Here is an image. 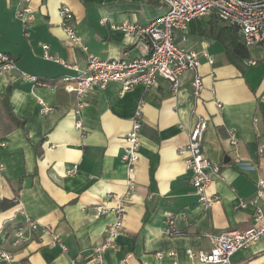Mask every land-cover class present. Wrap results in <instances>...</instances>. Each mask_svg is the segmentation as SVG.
<instances>
[{"label": "crops", "instance_id": "1", "mask_svg": "<svg viewBox=\"0 0 264 264\" xmlns=\"http://www.w3.org/2000/svg\"><path fill=\"white\" fill-rule=\"evenodd\" d=\"M26 6L32 11L29 36L17 16ZM63 6L71 9L78 45L68 41L63 29ZM166 12L160 0H0V51L46 82L36 85L17 72L0 77V251L12 256L0 264H86L115 219L113 214L98 216L97 209L115 207L126 189L122 154L139 106L137 186L127 205L124 233L116 249L106 253V263L203 264L187 250L209 252L210 235L252 228L255 207L242 208L241 203L252 200L264 180V70L253 69L264 63V43L248 48V60H259L255 66L247 59L237 65L227 54L230 28L216 14L194 20L185 41L177 32L181 46L200 54L204 89L198 100L193 72L183 74L175 93L165 80L154 88L137 85L128 91L113 83L79 100L62 81L77 73L43 58L44 44L53 57L81 70L90 54L105 60L140 58L147 53L145 44L131 42L120 26H147ZM9 88L6 104L2 96ZM201 118L207 122L203 154L220 164L223 176L208 189L219 198L208 211L198 203L192 172L179 153ZM254 118L260 120V134ZM231 138L239 143L237 153ZM170 214L175 217L173 236L166 233ZM30 222L51 227L66 250L42 233L17 244V230H29ZM158 253L165 255L158 258ZM232 263L264 264V238L240 250Z\"/></svg>", "mask_w": 264, "mask_h": 264}, {"label": "built area", "instance_id": "2", "mask_svg": "<svg viewBox=\"0 0 264 264\" xmlns=\"http://www.w3.org/2000/svg\"><path fill=\"white\" fill-rule=\"evenodd\" d=\"M25 1L30 2V0ZM160 2L167 7V12L147 26L138 23H124L120 26L131 42L145 44L147 53L140 58L105 60L90 54L87 68L81 70L75 64L53 57L47 44L42 46L43 58L77 73L76 75H65L62 81L67 91L76 94L79 100L94 90L105 89L113 83L121 84L123 90L128 91L137 85H142L147 89L154 88L159 85L160 80H165L175 93L181 87V77L186 72L194 74L192 90L194 98L198 100L204 89L203 78L198 73L201 64L200 54L181 46L177 39V32L182 34V40L185 41L189 34L190 24L194 20L214 13L220 22L238 30L240 39L246 48L264 43V0H160ZM31 13L29 6L23 7L17 13L23 23L26 36H29L27 28L31 21ZM61 16L68 41L78 45L81 39L73 23L71 9L63 6ZM209 61L214 63L210 57ZM247 64L255 66L257 62L248 60ZM14 72H17L19 77L25 81L46 86V82L19 68L10 54L0 51V77ZM40 104L45 107L43 101H40ZM259 123V118H254L255 130L258 134H260ZM142 126V107L139 106L132 128L125 136L127 147L122 154V160L127 166L126 189L122 195L117 197L115 207L97 209L98 216L113 214L115 219L107 228L104 241L94 248L86 264H107L106 253L116 249L117 239L124 233L127 205L137 186V163L140 157ZM77 127L81 128V123H78ZM206 129L207 122L201 118L190 131L189 141L179 153L185 156L187 170L192 172L191 181L198 196V203L205 211H208L219 200L217 196H210L208 189L214 181L222 179L223 176L220 164L213 162L203 154L202 143ZM229 144L237 153L239 149L237 140L231 138ZM3 145V142H0V146ZM263 151L264 148H261V152ZM257 188V194L252 200L241 203L242 208L248 204L255 207L252 228L228 230L219 235H210L212 249L209 252L188 249L187 253L203 264H233L232 259L235 254L264 238V204L262 203L264 201V180H259ZM174 219V214H170L166 233L171 236L176 234ZM35 233L49 234L53 245L59 244L63 250H66L51 227L39 226L35 222L29 223V230H17L16 243L30 239V235ZM173 254V252L169 253V255ZM164 255V253H158L157 257L163 258ZM0 260L10 262L12 256L0 251ZM70 264L77 263L73 260Z\"/></svg>", "mask_w": 264, "mask_h": 264}, {"label": "trees", "instance_id": "3", "mask_svg": "<svg viewBox=\"0 0 264 264\" xmlns=\"http://www.w3.org/2000/svg\"><path fill=\"white\" fill-rule=\"evenodd\" d=\"M229 28H230V35H229L230 43L228 46L227 54L229 56V61L231 63L238 65L239 63L238 61L243 59L248 60L251 57V54L248 48H246V46L242 43L240 37L238 36L237 34L238 30L233 27H229ZM10 91L11 88H9L7 92L2 96V99L6 102V104L9 102L8 98L10 95ZM9 115L12 117L14 121H16V118L13 116L12 113H10Z\"/></svg>", "mask_w": 264, "mask_h": 264}, {"label": "rangeland", "instance_id": "4", "mask_svg": "<svg viewBox=\"0 0 264 264\" xmlns=\"http://www.w3.org/2000/svg\"><path fill=\"white\" fill-rule=\"evenodd\" d=\"M257 60V59H256ZM259 62V60H257ZM257 73H261L264 70V63H260L257 67L253 68Z\"/></svg>", "mask_w": 264, "mask_h": 264}, {"label": "water", "instance_id": "5", "mask_svg": "<svg viewBox=\"0 0 264 264\" xmlns=\"http://www.w3.org/2000/svg\"><path fill=\"white\" fill-rule=\"evenodd\" d=\"M225 159H226V161H228V160H229V158H228V157H226Z\"/></svg>", "mask_w": 264, "mask_h": 264}]
</instances>
